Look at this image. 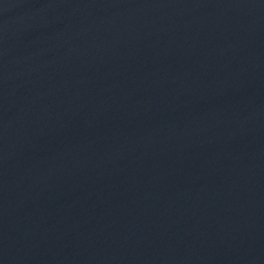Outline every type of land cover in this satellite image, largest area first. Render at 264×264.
Listing matches in <instances>:
<instances>
[{
    "label": "water",
    "instance_id": "95a60500",
    "mask_svg": "<svg viewBox=\"0 0 264 264\" xmlns=\"http://www.w3.org/2000/svg\"><path fill=\"white\" fill-rule=\"evenodd\" d=\"M0 264H264V0H0Z\"/></svg>",
    "mask_w": 264,
    "mask_h": 264
}]
</instances>
